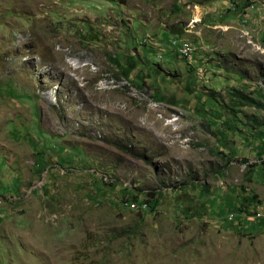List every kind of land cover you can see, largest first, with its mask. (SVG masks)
<instances>
[{
	"label": "rangeland",
	"instance_id": "374dc122",
	"mask_svg": "<svg viewBox=\"0 0 264 264\" xmlns=\"http://www.w3.org/2000/svg\"><path fill=\"white\" fill-rule=\"evenodd\" d=\"M263 6L0 0V264H264Z\"/></svg>",
	"mask_w": 264,
	"mask_h": 264
},
{
	"label": "trees",
	"instance_id": "16d2710c",
	"mask_svg": "<svg viewBox=\"0 0 264 264\" xmlns=\"http://www.w3.org/2000/svg\"><path fill=\"white\" fill-rule=\"evenodd\" d=\"M146 204L148 205L147 210H151L154 207L155 203L153 202L152 204H150V203L146 202ZM259 204L260 203L257 201V199L254 197L253 194L252 195L243 194L242 196L239 197V201H238L237 205L233 207V209L235 211V215L246 217L248 215H252L254 212L253 209ZM263 224H264V222H263ZM254 225L251 226L252 229L254 228Z\"/></svg>",
	"mask_w": 264,
	"mask_h": 264
},
{
	"label": "bare ground",
	"instance_id": "6f19581e",
	"mask_svg": "<svg viewBox=\"0 0 264 264\" xmlns=\"http://www.w3.org/2000/svg\"><path fill=\"white\" fill-rule=\"evenodd\" d=\"M182 42H186V41H182ZM186 57V56H183ZM174 120V119H173ZM122 205L130 210L133 211H139V210H145L147 208V204L146 203H142V202H135V201H124L122 203Z\"/></svg>",
	"mask_w": 264,
	"mask_h": 264
},
{
	"label": "built area",
	"instance_id": "2783aa9c",
	"mask_svg": "<svg viewBox=\"0 0 264 264\" xmlns=\"http://www.w3.org/2000/svg\"><path fill=\"white\" fill-rule=\"evenodd\" d=\"M194 47L189 42H182L181 47L179 48V53L182 56H186L188 61H191L192 55L194 54Z\"/></svg>",
	"mask_w": 264,
	"mask_h": 264
},
{
	"label": "crops",
	"instance_id": "0c3cea01",
	"mask_svg": "<svg viewBox=\"0 0 264 264\" xmlns=\"http://www.w3.org/2000/svg\"><path fill=\"white\" fill-rule=\"evenodd\" d=\"M263 8H264V6H263Z\"/></svg>",
	"mask_w": 264,
	"mask_h": 264
}]
</instances>
